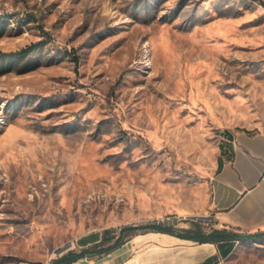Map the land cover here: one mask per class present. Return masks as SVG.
Listing matches in <instances>:
<instances>
[{"label":"rangeland","instance_id":"rangeland-1","mask_svg":"<svg viewBox=\"0 0 264 264\" xmlns=\"http://www.w3.org/2000/svg\"><path fill=\"white\" fill-rule=\"evenodd\" d=\"M35 43L0 66V264H51L129 225L224 228L220 145L264 131V0H0V52ZM136 232L77 264L216 245ZM216 254L264 264V237Z\"/></svg>","mask_w":264,"mask_h":264},{"label":"crops","instance_id":"crops-1","mask_svg":"<svg viewBox=\"0 0 264 264\" xmlns=\"http://www.w3.org/2000/svg\"><path fill=\"white\" fill-rule=\"evenodd\" d=\"M211 189L210 211L215 227L247 232L264 230V131L239 129L225 137L217 156ZM169 237L172 240L173 236ZM179 249L158 253L151 264H184L185 260L175 256ZM216 249L215 245V252L191 264L216 254Z\"/></svg>","mask_w":264,"mask_h":264},{"label":"trees","instance_id":"trees-1","mask_svg":"<svg viewBox=\"0 0 264 264\" xmlns=\"http://www.w3.org/2000/svg\"><path fill=\"white\" fill-rule=\"evenodd\" d=\"M43 46L41 43H35L27 48L22 49L19 52L8 53L0 52V66H3V69H7L10 66V63L16 59H25L33 55L36 50H40ZM25 67V66H24ZM1 71H5V70ZM154 227L156 230L169 233L174 236L180 237L182 239H189L199 241L200 243L212 242L215 243L218 249V252L223 257H227L235 248L236 242L245 240V239H258L264 237V230L256 232H247L235 228H215L210 232H205L203 230H198L196 232H191L192 230L187 229L185 232H177L172 225H167L162 222H157L155 224H141V225H129L121 228L120 234L115 237H110L105 234L104 238L93 244L82 248L80 250L70 249L67 252H64L57 258L53 260L51 264H71L81 258L94 257V256H103L107 255L110 252L122 247L125 245L129 239L137 234L138 229ZM127 231H132L131 234L126 235ZM109 242L108 245L106 243ZM198 244V243H196ZM224 244H227L226 246ZM217 254L207 257L205 260L196 263V264H211L214 260L218 259Z\"/></svg>","mask_w":264,"mask_h":264},{"label":"bare ground","instance_id":"bare-ground-1","mask_svg":"<svg viewBox=\"0 0 264 264\" xmlns=\"http://www.w3.org/2000/svg\"><path fill=\"white\" fill-rule=\"evenodd\" d=\"M212 250H215V246L212 249L210 243L204 246H201V245L200 246H184L182 250L176 252L175 256L178 259L185 260L186 262L184 264H191L193 261L199 260L200 258L208 254H212L213 253Z\"/></svg>","mask_w":264,"mask_h":264},{"label":"built area","instance_id":"built-area-1","mask_svg":"<svg viewBox=\"0 0 264 264\" xmlns=\"http://www.w3.org/2000/svg\"><path fill=\"white\" fill-rule=\"evenodd\" d=\"M77 263H78V262L75 261V262H73V263H71V264H77Z\"/></svg>","mask_w":264,"mask_h":264},{"label":"water","instance_id":"water-1","mask_svg":"<svg viewBox=\"0 0 264 264\" xmlns=\"http://www.w3.org/2000/svg\"><path fill=\"white\" fill-rule=\"evenodd\" d=\"M205 243V242H204Z\"/></svg>","mask_w":264,"mask_h":264}]
</instances>
